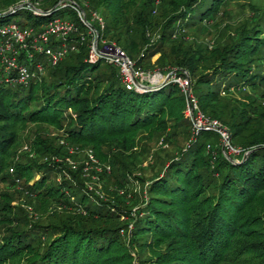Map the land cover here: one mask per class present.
Wrapping results in <instances>:
<instances>
[{"label":"trees","instance_id":"1","mask_svg":"<svg viewBox=\"0 0 264 264\" xmlns=\"http://www.w3.org/2000/svg\"><path fill=\"white\" fill-rule=\"evenodd\" d=\"M60 1L0 0V27L39 30L63 9L56 8ZM73 1L99 38L115 42L135 68L148 71L145 66L151 68L160 53L159 66L170 65L182 76L187 72L201 111L221 122L240 152L228 159L222 147H213L220 135L205 131L166 159L153 153L159 172L134 215L112 209L91 192L82 178L83 163L43 162L45 156H69L67 144L90 150L101 164L111 165V174L101 171L99 182L125 188L140 156L150 153L148 142L131 153L138 139L163 137L169 143L192 132L177 84L129 90L114 64L89 62L92 38L72 11L74 18L66 15L87 38L77 51L27 86L0 83V185L16 186L19 180L25 191L18 193L41 213L38 222L27 214L15 216L10 203L21 196L0 192V264H264V7L255 5V16L232 30H217L233 0H161L157 8L156 0ZM92 12L103 17L104 30L92 22ZM193 31L206 33L215 48L187 38ZM28 126L56 135L39 134L35 156L23 153L16 161ZM11 166L14 180L7 176ZM35 173L41 177L31 184Z\"/></svg>","mask_w":264,"mask_h":264},{"label":"built area","instance_id":"2","mask_svg":"<svg viewBox=\"0 0 264 264\" xmlns=\"http://www.w3.org/2000/svg\"><path fill=\"white\" fill-rule=\"evenodd\" d=\"M26 4L30 9L33 8L31 3ZM56 8H70L75 12L76 18L86 29V35L92 38L89 62L93 64L99 59H105L114 64L119 68L123 83L129 90H137V82L141 85L149 83L145 78L146 72L135 68L134 62L119 48L109 46L108 50L107 47L102 51L98 50L96 40L99 38V33L87 20L86 12L79 3L73 0H61ZM33 11L37 12V10ZM91 18L92 22L99 25L102 30L105 29V21L98 12H92ZM77 24L74 19L65 15L61 18H53L39 30L17 24L0 27V83L8 86H27L32 80L41 78L48 66L57 67L71 51H77L78 43L82 44L87 39ZM75 36L80 39L74 40ZM37 56L42 57V61L37 62ZM185 74L186 76H182L179 70L172 69L169 83L177 84L185 97L184 114L192 124L191 141L202 132L214 131L220 135L223 147L239 154L240 151L230 145L229 133L222 124L207 117L201 111L198 98L193 93L191 80L187 72ZM208 149L210 150L211 146H208ZM93 155L92 152L89 153L91 161H95Z\"/></svg>","mask_w":264,"mask_h":264},{"label":"rangeland","instance_id":"3","mask_svg":"<svg viewBox=\"0 0 264 264\" xmlns=\"http://www.w3.org/2000/svg\"><path fill=\"white\" fill-rule=\"evenodd\" d=\"M161 4V0H156L155 6L156 8ZM261 6L264 7V0H233L229 3L228 6V12L229 16L227 19L224 21V24L220 22V27L217 30H232L235 26H239L240 23L253 18L255 16L252 12V8L255 6ZM66 14L71 15L74 18V14L72 13V10L70 8H65L61 9L58 12L54 14L53 18H61L64 17ZM9 19H13L12 17H9ZM26 21V18H24ZM212 19H210L209 23H212ZM218 26V25H217ZM216 26V27H217ZM155 36L153 39L155 40L158 38V33L154 34ZM187 38H190L191 41H195V39H198L199 42H204L209 46V50H213L216 46V41L211 39V37H207L206 33H197L193 31L191 35H188ZM110 40L108 39H100L96 40V45L98 50H104L107 47V50L109 46L112 47H117V44L115 42H109ZM153 41V40H152ZM99 45H102L104 47L100 48ZM121 50V48H119ZM76 52V51H71ZM141 55L143 52H140ZM162 57L160 53L156 54L154 57L151 59V65H153L151 68H148V66H145V69L148 70L146 71L145 78L148 80L149 83L148 85L155 86L159 88L163 86L167 81H169V74L171 70L173 69L172 66L170 65H162L159 66L157 64L158 60ZM48 72V68H46L45 74L46 75ZM145 72V71H144ZM188 75V73H187ZM145 80V81H147ZM166 86V85H165ZM231 93H234L233 90H231ZM219 121V120H218ZM221 123V122H220ZM43 133L42 135L47 134L48 135H56V132H53L50 128H37L36 126H28L25 127V129L21 132V143L20 147L16 151V161H19L20 156L23 153L30 154L31 157H34L35 154H31V151L33 146H36L35 144L37 143V140L39 138V134ZM145 136H142V140H137L138 146L134 147L131 150V153H140L142 150V144L141 143H149V149L150 153L147 155V157L140 156V161L138 163L137 170L132 174H129L128 180H130L129 183H127L125 188H118L115 187L113 184H110L108 187H104L103 183L99 182V174L101 171L106 170L108 174H111V165L107 164H101L96 158L94 157L95 161H91L89 158V153L91 152L90 150H79L78 147L76 146H69V144L65 145L68 147L66 148L67 152L69 153V156L66 157H60V156H55V155H50V156H45L43 158V162H55L59 163H69L70 166L76 167L78 163H83L85 166V169L83 171L82 178L86 180L87 185H89V189L91 192H94L95 194H99V196L102 198L104 201H109L111 204L114 206H111L112 209L116 208H122L123 210H131V214L134 215V213L137 211L139 207L143 205L144 200L146 201L148 199L147 195V190L149 186V180L155 176L157 172H159V162H157L156 157L154 159L153 153H159L161 158H168L166 155L167 153L169 154H176L178 148H187L189 147L192 139V132L190 133L189 138H187L182 132L172 138L170 142H164L163 137H157L153 139L152 141L148 140V138L143 139ZM187 138V139H186ZM62 140V139H61ZM61 144H64V141H61ZM170 144V146L168 145ZM176 144V146L174 145ZM223 142L220 140L219 142L215 143L213 147L217 150V148L223 146ZM231 145V143H230ZM159 147L163 148V151L160 150ZM225 153L229 155H237V153L228 150L227 147H225ZM141 155V154H140ZM139 156V155H137ZM49 157V158H48ZM14 166H11L9 168V171L7 173V176L10 180H14ZM41 177L40 173H35L34 175V180L32 181L31 184H34L37 180H39ZM60 180V177L58 178ZM24 188L20 185L19 180L16 181V186L11 183H6V184H1L0 185V192L3 193H8V192H24ZM65 192L66 189H65ZM17 194L19 199H14L11 203L10 206L12 210L15 212V216H19V214H27L31 218L33 222H38L39 219L41 218V213L36 212L35 209L30 206L29 204L26 203L25 197H23L21 194ZM111 197H116L119 198L118 200L114 202L113 200L110 201ZM19 208L21 210H19ZM58 208V207H54ZM23 210V211H22ZM51 213H53V207L49 209ZM121 220L125 222H130L128 219L127 215H121ZM132 228V226H130Z\"/></svg>","mask_w":264,"mask_h":264},{"label":"water","instance_id":"4","mask_svg":"<svg viewBox=\"0 0 264 264\" xmlns=\"http://www.w3.org/2000/svg\"><path fill=\"white\" fill-rule=\"evenodd\" d=\"M24 5V4H23ZM23 5L21 4V5H19L18 7H15L14 8V10L15 9H19V8H23ZM32 9L33 10H37V12H41V10L40 9H38L37 7H35V6H33L32 5ZM10 12V10H8L7 12H5L6 14L7 13H9ZM169 80V79H168ZM169 83V81H167L165 84H164V86L165 85H167ZM137 87H138V89L137 90H139V91H154V90H158L159 89V86L158 87H155V86H151V85H141V84H139L138 82H137ZM161 87H163V86H161ZM160 87V88H161ZM225 152V151H224ZM249 154H250V152H246L245 153V155H244V158H243V160L245 161V159L249 156ZM225 155H226V157L228 158V159H230V160H232L231 158H230V156H228L226 153H225Z\"/></svg>","mask_w":264,"mask_h":264},{"label":"bare ground","instance_id":"5","mask_svg":"<svg viewBox=\"0 0 264 264\" xmlns=\"http://www.w3.org/2000/svg\"><path fill=\"white\" fill-rule=\"evenodd\" d=\"M52 11H53V10H52ZM40 13H41V12H40ZM225 150H226V148L224 147V148H223V151H225Z\"/></svg>","mask_w":264,"mask_h":264}]
</instances>
